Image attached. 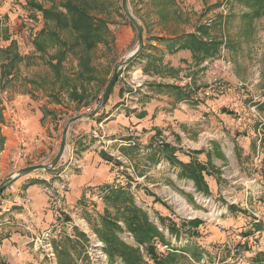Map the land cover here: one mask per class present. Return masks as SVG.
Segmentation results:
<instances>
[{"label":"rangeland","instance_id":"obj_1","mask_svg":"<svg viewBox=\"0 0 264 264\" xmlns=\"http://www.w3.org/2000/svg\"><path fill=\"white\" fill-rule=\"evenodd\" d=\"M105 1L110 4L108 14L104 15L109 21L108 30L111 26L129 25L132 28V44L135 49L137 32L122 10V0ZM31 4H41L45 8L50 6V2L47 0H0V48H5L10 41H15L16 52L21 57L29 58L20 61L8 80H2L0 83L4 86V88H0V151L4 147L5 136L11 135V131L6 129L12 127L11 111L15 110L20 117L23 114L22 100L30 99L34 103L45 100L44 102L48 105L51 103L61 106L63 110L61 109L60 116L65 122L77 115L90 113L101 98L103 90L113 74L114 61L117 58V52L113 50L111 44L113 36L109 31L106 42L103 43L104 50L107 49L104 52V55L107 54L104 56V61H101L103 44H99L94 50L93 64L97 70L96 77L99 83L93 86L89 93L94 96L95 93L101 92L90 106L79 108L75 103L69 101L67 94L55 93V90H51L50 85L53 75L45 65L47 57L45 56L42 60L32 45L33 38L45 27V22L41 12L33 8ZM127 7L142 29L143 42L155 53L172 52L168 47L169 39H173L176 35L194 33L197 26L212 25L217 18H222L224 23L221 29L212 28L210 35L223 37L226 46L220 48L215 58L208 59L201 64L197 65L192 60V64L198 66L195 69L198 70V77L195 78L192 72L186 71L169 81V84L181 87L178 82L181 79H189V82L182 87L190 89L195 88L196 80L200 83L203 82L201 86L203 84L207 88L212 86L209 88L207 96L203 97L211 100L225 98L224 106L218 110L219 115H223L224 122L215 128L212 126L201 128L198 135V129L190 126L186 132L190 141L179 138V133L175 130L177 128L174 131L165 130L156 136V142L158 146L161 144L175 145L180 146L184 152H191L199 141L214 144L225 136L227 144L221 143V148L226 151L228 158L224 161L225 167L220 169L222 163L217 162L219 167L213 170L214 174L210 178L212 183H208L211 186V189L208 187V195L197 193L194 185L192 187L191 181L179 182L173 178L171 169L175 172L177 167H170L172 165L166 162L167 160L161 155L156 157L160 161L155 167L149 166L150 170L139 168L142 172H151V175L147 177L150 179L147 183L157 184L152 188L141 186L137 189L138 195L135 193L134 200L137 206L148 212L151 221L163 233L165 241L169 243L166 247L157 244L158 252L164 255L176 249L179 258L175 264H257L253 261L255 255L264 251V133L261 129L264 124V11L261 18L254 19L249 25L247 19H242V14L248 12L249 9L233 0H127ZM6 37L9 40H5ZM108 43H110L109 46ZM174 53L191 55L186 50ZM106 57L108 60H105ZM214 63L219 66L230 64V69L213 77L210 69ZM74 65L75 62L71 57H68L64 63L67 70L73 68ZM148 66V70L152 69L150 64ZM183 69L188 70L189 68ZM147 82L146 78L138 90H144ZM239 82H242L244 87H238ZM102 84H104L103 87ZM52 92L57 94L55 98L50 97ZM32 111L35 113V109ZM24 115H27V112L24 111ZM204 117L206 120V116ZM59 119L61 120V118ZM199 120L198 124L206 122L202 118ZM63 128H61L59 136L62 135ZM13 131L19 132V126H13ZM195 136H197L196 140L193 138ZM97 140L96 146L99 151L111 154L112 157L118 158L117 161L121 160L119 154L112 152L108 142H102V136H97ZM119 146L133 147L131 142L129 146H121L120 143ZM14 155L16 160L24 157L21 150H18ZM152 158L153 156H149L148 161ZM70 162L79 167L78 170L81 169L79 160L73 155L71 161L67 160L62 167H59L61 170L58 174L63 173L64 169L68 174L74 173L72 169L74 166L69 164ZM150 163L152 164V161ZM57 166L51 171L56 170ZM22 168L25 167L17 165L12 170V174L0 186L6 184ZM125 173L132 174L133 171L130 169ZM119 178L127 181V185L122 189H135L134 184L128 178ZM56 179L55 185L48 188L50 197L56 190H59L61 177L57 175ZM173 180L174 185L171 184ZM64 182L68 188L67 180ZM113 182L110 185L112 190H114ZM152 192L159 194L157 200L161 204H158V207L162 206L160 207L161 212L155 211L147 204V201L150 200L148 197H152ZM93 194H98V201L92 204L88 197L90 204L82 205V208L85 207L86 210L83 209L79 219H74L77 221L84 219L94 237L87 239L84 235L80 239H75L70 238L66 232H61L56 235V238L54 237L55 239L53 238L54 240L49 238L53 252H55V261L53 258L44 256L42 250L38 249L36 252L34 251L38 257L35 264H58L55 245L58 246V251L66 252L61 257L64 264H69L71 260L75 264H110L103 243L86 220V216H90L92 219L95 217L97 204L102 202L104 191L101 190ZM63 206L66 208L65 198ZM160 217L164 219V225H161ZM194 220L201 224L192 229L187 223ZM256 225L259 231H256ZM171 226H175L179 230L178 237L169 234L168 228ZM39 233L35 234L34 240ZM121 238L126 243L135 245L130 234L124 232L121 234ZM94 241L102 244L96 252L91 250ZM31 243L33 244V241ZM188 247L200 252L199 261H195L187 253L179 251ZM31 248L34 250L32 246ZM236 250H238L237 253ZM145 261L147 262L146 258ZM114 264L121 263L116 261Z\"/></svg>","mask_w":264,"mask_h":264},{"label":"crops","instance_id":"obj_2","mask_svg":"<svg viewBox=\"0 0 264 264\" xmlns=\"http://www.w3.org/2000/svg\"><path fill=\"white\" fill-rule=\"evenodd\" d=\"M131 29L129 25L109 27L113 36L111 44L113 50L117 52L115 66L134 50ZM104 48L103 44L101 61H104V56H107L106 53L104 55L107 49L104 50ZM107 58L105 60H108ZM147 64H150L152 69L143 73L142 70ZM185 67L189 69L184 70ZM196 68L198 66L192 64L191 55L166 51L155 53L144 42L140 54L124 68L127 78L139 71L148 79L144 90L133 89L127 84V80L117 78L101 111L93 118H83L69 126L65 152L56 170L34 171L19 178L2 193L0 197V264H35L38 257L31 243L34 241L35 234L49 229L57 221L79 219L83 209L86 210L85 207L82 208V205L90 204L88 201L90 194L100 192L102 187L110 186L116 178L126 177L134 184L135 189L130 190L134 197L135 193L138 195L137 189L141 186L148 188L156 186L157 184L147 183L150 180L147 177L151 175V172H142L139 168L150 170V165L155 167L159 163V158L152 164L148 158L154 156L157 148L160 147L157 145L156 136L165 130L174 131L177 128L175 130L179 133V138L190 141L186 133L190 126L198 129L197 135L201 132L199 129L206 126L213 128L221 126L224 118L223 115H219L218 110L224 106L225 98L211 100L203 97L207 96L212 86L208 88L205 84L201 86L203 82L200 83L197 80L194 89L169 84L170 80L186 71L192 72V75L197 78L199 73L195 70ZM174 86H177V89H173ZM100 92L95 93L96 98ZM44 101L34 103L30 99L22 100L21 117L15 110L11 111L12 127L6 128L11 131V135L5 136L4 147L0 151V185L12 174V170L17 165L26 167L44 164L57 152L61 141L59 134L66 123L60 116L63 108L51 103L48 105ZM24 111L27 115H24ZM202 115L206 116V120ZM199 118H204L203 121L206 122L198 124ZM13 126H19L20 131L14 132ZM97 136H102V142H108L112 152L119 154L121 160L117 161L118 158L112 157L111 154L99 151L96 146ZM223 137L214 144L199 141L191 152H184L180 146L172 145L171 147L175 146L173 147L176 150L175 157L179 161L188 163L196 160L207 168H211L209 170L211 172L219 167L218 161L222 163L220 169L226 165L224 161L228 158L226 151L221 148V143L227 144V140L225 136ZM193 138L196 140L197 136ZM120 142H131L133 147H120ZM18 150H21L24 155L20 160L14 158V153ZM73 155L79 160L81 169L73 170L74 173L67 175L69 184L65 195L67 214H61L57 204L49 196L48 188L55 185L61 170L59 167H62L65 161H71ZM102 155L110 157L111 162L103 160ZM158 155L161 154L156 153V157ZM130 169L133 171L132 174L125 173ZM173 171L171 169L173 178L179 182L183 181L177 178L178 169ZM213 174L211 172L210 176L204 177L207 185L212 183L210 178ZM174 183L173 180L171 184L174 185ZM208 187L211 189V186L208 185ZM158 196V193L152 192V197H148L150 200L147 204L155 211L161 212L162 206L158 207L160 204L157 200ZM103 210L104 204L98 203L96 213L101 214ZM80 220L85 223L84 219ZM86 230H89L87 224ZM63 232L75 239L82 238L78 234L84 236L83 231L78 228L65 227Z\"/></svg>","mask_w":264,"mask_h":264},{"label":"trees","instance_id":"obj_3","mask_svg":"<svg viewBox=\"0 0 264 264\" xmlns=\"http://www.w3.org/2000/svg\"><path fill=\"white\" fill-rule=\"evenodd\" d=\"M50 6L45 8L41 4H31L42 14L45 27L39 31L32 40L35 52L39 53L45 65L53 75L50 82L51 90L57 94L65 93L69 101L75 103L79 108L89 105L96 96H91L89 90L99 83L96 77V67L93 64L94 50L99 44L106 42L109 34V21L104 16L108 14L110 4L105 0H47ZM243 4L249 9L242 14L243 20H248L249 25L254 19H259L263 15L264 0H233ZM222 18H217L212 25H199L194 33L176 35L169 39L168 47L172 52L186 50L191 53L192 60L201 64L208 59L215 58L222 46H226L223 37L211 36L210 30L223 27ZM221 32V30H219ZM9 40V38H4ZM71 57L75 65L70 70L64 67L65 61ZM28 57H21L16 52L15 41H10L5 48H0V83L8 80L16 69L17 64ZM131 64V63H130ZM129 64V65H130ZM128 65V66H129ZM148 64L143 68V73L148 72ZM104 84H102V87ZM0 88H4L0 84ZM173 89H177L175 86ZM52 92L51 98L57 94ZM1 120V115H0ZM264 133V124L262 125ZM176 150L167 145L161 144L156 153L163 156L167 162L177 167V178L179 180L191 181L195 191L204 195L209 194L208 185L204 179L210 176L206 165L191 160L183 163L175 157ZM156 153L150 161L154 162ZM198 154V153H197ZM102 159L111 162V158L102 155ZM104 194L102 202L104 210L101 214L95 215L92 219L86 216V220L92 231L97 235L104 245L110 264L119 261L121 264H175L179 258L176 249L161 254L157 250V244L163 247L169 245L165 241L163 233L151 221L147 211L136 205L134 196L129 189L112 190L110 186L102 187ZM161 225L164 219L159 218ZM201 222L194 220L187 225L194 229ZM259 231L258 226H255ZM169 234L178 237L179 230L175 226L168 228ZM132 236L134 244L126 243L122 238V233ZM83 237L82 234H78ZM55 251L58 256V264H64L61 260L66 252ZM187 253L195 261H199L201 254L198 250L190 247L179 250ZM238 252V250H236ZM68 255V254H67ZM181 255V254H180ZM147 259V262L145 261ZM257 264H264V251L258 252L253 260ZM69 264H75L73 260Z\"/></svg>","mask_w":264,"mask_h":264},{"label":"built area","instance_id":"obj_4","mask_svg":"<svg viewBox=\"0 0 264 264\" xmlns=\"http://www.w3.org/2000/svg\"><path fill=\"white\" fill-rule=\"evenodd\" d=\"M230 69V64H223L222 66H219L218 64L214 63L213 67H211L210 69V73L213 77H215L216 75H218L220 72L222 71H229ZM118 79L126 81L127 80V84L133 88V89H139L141 88V86L143 85L144 81H145V77L142 76V74L138 71V72H134L133 75H131L129 77V79H127V76H125L124 73V68H122L117 76ZM189 82V79H181L178 83H180L181 86H184L186 83ZM238 87H244V84L242 82H239L237 84ZM204 118H202L203 120ZM130 142H120V145L123 146H129ZM161 144V143H160ZM20 156V154H18ZM77 164V163H76ZM74 166V165H73ZM79 167H72L73 170H78ZM67 170H63V173L59 174V177H61V184L59 187V190H56L51 197L53 198V200L55 201V203L57 204V209L61 214H67L66 213V208L63 206V201L65 198V194L67 192V186L64 182V180H67ZM127 185V181H124L123 178H116L113 182V189L114 190H118V189H122L123 187H125ZM99 197L98 194H91L89 196V201L92 204H95L98 201ZM81 220H75V219H69L68 221H57L55 224H53V226H51L49 229L44 230L42 232H40L36 237L35 240L33 241V247L35 248V250L37 251L38 249L42 250V253L44 256H47L49 258H53V260L55 261V252H53V248L52 245L49 241V238H54L57 234L63 232V229L65 227L68 228H78L79 230L83 231L84 235L86 236V238H91L94 237V234L90 233L89 230H86V224ZM52 241V240H51ZM102 244L100 242H93V246H91V250L93 252H96L98 250V248L101 246ZM237 253V251H235ZM91 260V258H90Z\"/></svg>","mask_w":264,"mask_h":264},{"label":"water","instance_id":"obj_5","mask_svg":"<svg viewBox=\"0 0 264 264\" xmlns=\"http://www.w3.org/2000/svg\"><path fill=\"white\" fill-rule=\"evenodd\" d=\"M121 7H122L123 12L126 14L127 18L130 20L131 24L133 25V27L135 28V30L137 32V43H136L135 49L132 52H130L121 62H119L115 66L113 74H112L110 80L108 81V83L106 84V86L103 90L102 96L99 99V101L97 102L96 106L93 108V110L90 113H84L81 115H77L73 118H70L66 122V124L63 128V131H62L61 141H60L58 150H57L56 154L54 155L53 159L47 164H38L35 166H29V167H25V168L18 170L15 173V175H13L6 184H3L2 186H0V195L5 189H7L11 185H13L19 178L24 177V176H26V175L34 172V171H38V170L51 171L52 169H54L57 166V164L61 161V159L64 155V152H65L66 138H67L69 126L72 123H74L80 119L93 118L94 116H96L101 111V109L105 106V104L108 100L111 89L117 80V76H118L119 71L122 68H125L126 66H128L142 51L143 44H144L142 29L139 26V24L137 23V21L133 18L131 13L129 12L128 7H127V0H122Z\"/></svg>","mask_w":264,"mask_h":264}]
</instances>
